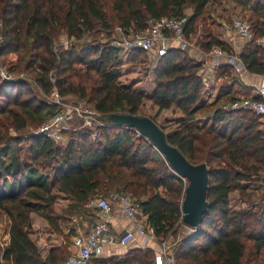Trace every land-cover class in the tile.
Returning a JSON list of instances; mask_svg holds the SVG:
<instances>
[{"label":"trees","instance_id":"trees-1","mask_svg":"<svg viewBox=\"0 0 264 264\" xmlns=\"http://www.w3.org/2000/svg\"><path fill=\"white\" fill-rule=\"evenodd\" d=\"M211 1L0 0V57L10 73L26 72L46 95L56 88L60 96L79 97L93 106L104 122L96 140L89 128L72 131L67 143H55L32 132L22 135L25 129H37L51 118L55 107L40 99L28 80L2 81L0 118L21 133L0 140V210L10 219V242L0 264H65L67 247L54 246L44 258L32 238L35 213L53 233L67 237L55 215L54 191L86 205L101 189L116 188L140 202L157 237L178 239L187 182L163 155L154 154L156 147L139 130L117 125L107 117L114 113L143 116L146 102L157 108L152 117L157 123L162 113L171 110L175 116L164 120H176L178 129L169 142L191 163H205L209 169L208 211L199 230L179 238L174 247L176 264L264 261V194L260 201L251 202L248 193V185L264 172L259 117L246 109H225L224 102L236 101L229 100V87H222L211 105L199 106L207 88L199 73L202 64L177 48L157 59L154 93L136 91L120 82V53L102 42L118 26L143 30L150 19L186 18V8L192 7L188 28L203 16ZM62 33L74 42L55 51ZM103 35L106 37L100 40ZM89 37L92 43L77 46ZM214 45L229 51L219 40L210 48ZM147 57L146 51L134 50L127 60L146 63ZM240 58L248 71L264 72L258 47ZM210 106L216 107L211 125L193 127L200 109ZM235 194L244 207H233ZM154 260V253L147 251L142 264Z\"/></svg>","mask_w":264,"mask_h":264},{"label":"built area","instance_id":"built-area-1","mask_svg":"<svg viewBox=\"0 0 264 264\" xmlns=\"http://www.w3.org/2000/svg\"><path fill=\"white\" fill-rule=\"evenodd\" d=\"M232 29L239 35L245 43H253L257 47L264 46V39L257 38L252 22L242 17H236L232 21ZM187 18L185 17H161L150 19L147 28L138 30L134 28L125 29L116 27L112 31L110 38L103 43L116 49L121 57H126L134 50L146 51L153 59H157L168 53L171 48H177L184 52H189L191 43L187 33ZM60 39L64 48H69L74 42L73 39ZM0 35V48L2 43ZM62 46V47H63ZM59 47L55 46V51ZM210 53L217 58L225 57L227 65H232L237 72L246 69L244 62L236 54L225 51L222 47L214 45L210 48ZM7 66L2 63L0 57V76L3 81L13 82L15 77ZM208 76L203 77L204 81ZM54 81L55 78L52 77ZM52 98L46 101L49 105L55 107V114L43 123L39 128L32 131L33 135H45L55 143L64 142L65 136L70 130V124L79 120L82 128H89L92 131V138L97 139L98 128L104 125L101 114L85 101L78 100L75 104L62 105L61 96L57 89L52 91ZM63 97V96H62ZM56 105H60L56 111ZM227 110L246 109L255 113L260 120V129L264 134V80L256 91L255 97L227 102L224 104ZM105 118V117H104ZM81 121V122H80ZM186 181V180H185ZM187 182V181H186ZM86 207L94 214L90 227L86 231H81L73 238L71 250L67 254L65 264H95L94 259L99 257L105 249V246H128L131 242L139 238L157 239L155 228L148 219L141 204L137 199L129 194L111 191L106 194H98L89 198ZM128 219L131 228L124 229L116 233L110 222L117 215ZM161 251L158 254L155 264H176L173 248V242L167 243L162 239ZM179 238L176 242H178Z\"/></svg>","mask_w":264,"mask_h":264},{"label":"crops","instance_id":"crops-1","mask_svg":"<svg viewBox=\"0 0 264 264\" xmlns=\"http://www.w3.org/2000/svg\"><path fill=\"white\" fill-rule=\"evenodd\" d=\"M193 15L194 9L192 7L186 8V18L189 20ZM236 17L249 19L253 26H255L258 38L264 39V0H212L206 6L203 16L199 17L187 28V30H189L187 36L191 43V49L188 53L193 59L202 64L199 71L200 75L202 77L205 75L208 76L205 79L207 88L199 106L211 105L216 100L222 87H229V100H241L255 97L258 87L264 80V72H250L247 68L241 72H237L232 65H227L225 57L217 58L210 53V45L216 40L221 41L225 47L228 48V53L236 54L239 58L241 57V54L248 53L250 50L257 47L253 43H245V41L234 32L231 25ZM258 48L264 58V46ZM154 70L155 69H153V71ZM153 71L150 73L148 83H144L142 89L136 88V91L142 92L146 95H152L154 93L156 86ZM147 85L150 86L148 88L150 92H146L147 90L145 88H147ZM153 109L157 111V108ZM215 109L216 107L211 106L208 109L201 108L199 112L200 116L192 123L193 127H209ZM68 200L72 199L69 198ZM244 206L245 204L238 199L236 208L239 209ZM32 220L35 231H38V227L41 228V225L49 228L47 222L41 217L37 220L36 224L34 223L35 217H32ZM110 225L116 233H120L124 229L132 227L128 219L120 214L111 220ZM62 229L65 232L63 227ZM9 231L10 228L5 235V244H0L4 246L2 249L0 248V260H2L3 252L10 242ZM55 235V233L49 234V236L53 237H55ZM60 237L61 236L56 235L54 241L43 238H40V241L33 240L36 242L45 258L52 247L61 246L65 243V240ZM162 239L163 238L158 237L157 239H147L145 241V239L139 238L138 240L131 242L128 246L107 245L105 246L104 252L94 259V263L142 264L146 252L152 251L155 255L153 263L155 264L157 262L158 254L161 251ZM40 242L43 243L42 247Z\"/></svg>","mask_w":264,"mask_h":264},{"label":"rangeland","instance_id":"rangeland-1","mask_svg":"<svg viewBox=\"0 0 264 264\" xmlns=\"http://www.w3.org/2000/svg\"><path fill=\"white\" fill-rule=\"evenodd\" d=\"M111 35H112V33L110 34V36ZM103 37H106V36H104V35L101 36L100 40ZM61 38L66 39L67 38L66 33H62L60 39ZM92 42H93V38L91 39L89 37L82 42H77V46H80L81 44H84V43L90 44ZM60 45L63 46L60 43V44H57V47H59ZM70 45H72V44H70ZM147 58H148V60L146 63H128V60L126 57H121L122 76L120 78V82L124 85L132 86L134 90L136 88L142 89L144 83H148L150 73H152L153 69H155V66H156V60L155 59H153L150 55H148ZM1 60H2V63L6 65V61L3 60L2 58H1ZM11 76L15 77L16 79H25V80H28L31 83H33L32 87L34 89V92H35V94H37V96L40 99H42L44 101H48L50 99H53L52 98L53 95H51L52 93L49 95L44 94L43 91L37 85H35V83L32 81V78L26 72H23L20 74L12 73ZM2 81L3 80L0 76V84L2 83ZM149 87L150 86L147 85V88H145L147 90L146 92H150V90L148 89ZM78 100L80 101L82 99H80L79 97H77L75 95H68V96H64V97L61 96L62 105L75 104V102ZM82 101H84V100H82ZM87 104L90 105L89 103H87ZM224 104H225V102H224ZM59 107H60V105H56V111H57V109H59ZM141 113L143 115L151 116V118L152 117L155 118V115H156L155 110H153V108H152L151 102H146L144 108L141 110ZM167 116L168 117H174L175 115H173L171 113V110L166 111V112L162 113L160 117H158L157 121L160 124V126L162 128H164L167 135L170 137L178 129V124L176 123V120H172V121L166 120L165 121L164 119ZM81 129H83V128L81 127L79 120L73 121L70 124L69 132L65 136L66 140L64 141V143L68 142L69 134L72 131H77V130H81ZM34 130L35 129L32 130V128L25 129L22 132V135H27ZM20 133L21 132L14 131L12 127H8L6 123H3V119L0 118V140L1 141H6L8 136H16ZM23 147H24V149H26L27 146L23 145ZM24 154H25V150H24ZM154 154L158 157H163L162 154L157 150L154 151ZM107 187L110 188L111 190L104 188V189H101L100 191H98L95 195L106 194L108 192L116 190V188H111L109 186H107ZM248 187H249L248 193H249L250 201L251 202L260 201V198L264 194V192H263V189H264V172L261 174V177L259 180L255 181L253 184L248 185ZM53 193L57 198V202L55 204V214L60 216L61 226L65 229L64 233L67 234V237L61 236L62 239L65 240V243H63V245L65 247H67V254H69L72 252L71 246H72L73 238L76 235H78L79 232L86 231L90 227L91 221L94 218V214L91 210H89L86 207V205L78 204L76 202H73L72 200H68L69 199L68 197L64 196L61 193H58L57 191H54ZM238 199H239L238 194H235L232 197V203L234 205L233 206L234 208L237 206ZM32 217H35L34 223L36 224L37 220L40 218V216H38L35 213V214H33ZM37 225H40V224H37ZM36 227H38V226H36ZM9 228H10V219L8 218V216L5 212L0 210V244H2V243L5 244V235L7 234ZM34 229L35 228H33V235L32 236H33V239H35L36 241L37 240L40 241L41 240L40 238L54 241V239L57 235L56 234L55 237L49 236L50 233L54 234L53 231L51 230L50 227L46 228L43 225H41V228L38 227V231H35ZM195 232H196V230H192L191 228L187 227L186 225H184L182 223V228H181V231L179 233L178 238H183V237L192 235ZM57 236H60V235H57ZM164 241H167V243L173 242L172 250L174 252V247L176 245H178V242H176L177 239L171 236L168 239H164ZM40 243H41V247H42L43 243L42 242H40ZM53 243H55V242H53ZM3 247H4L3 245H0L1 249ZM261 264H264L263 258H261Z\"/></svg>","mask_w":264,"mask_h":264},{"label":"water","instance_id":"water-1","mask_svg":"<svg viewBox=\"0 0 264 264\" xmlns=\"http://www.w3.org/2000/svg\"><path fill=\"white\" fill-rule=\"evenodd\" d=\"M107 117L117 125H127L139 130L165 157L174 172L187 181L182 202V223L192 230H199L203 216L209 208L207 164L191 163L178 147L169 142L165 130L150 116L114 113Z\"/></svg>","mask_w":264,"mask_h":264}]
</instances>
